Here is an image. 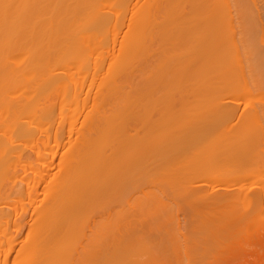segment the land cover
<instances>
[{"label": "bare ground", "instance_id": "obj_1", "mask_svg": "<svg viewBox=\"0 0 264 264\" xmlns=\"http://www.w3.org/2000/svg\"><path fill=\"white\" fill-rule=\"evenodd\" d=\"M258 26L264 0H0V264L253 255Z\"/></svg>", "mask_w": 264, "mask_h": 264}, {"label": "rangeland", "instance_id": "obj_2", "mask_svg": "<svg viewBox=\"0 0 264 264\" xmlns=\"http://www.w3.org/2000/svg\"><path fill=\"white\" fill-rule=\"evenodd\" d=\"M257 28H259V26H258ZM261 30H262V27L260 26V28L258 29V31H257V29H256V30H254L253 33H252V34L254 35V41H255V43H256L257 45H264V43L262 42L263 39H264V37H263V36H264V35H263V34H264V31H262V32H263V33H262ZM255 31H256V32H255ZM257 32H258V33H257ZM260 37L263 38V39L261 38L262 41H261ZM258 39H259V40H258ZM249 96H250V95H249ZM253 96H254V95H253ZM253 96H252V97H249V98L252 100V99L255 98V97H253ZM249 98H245V99H243L244 103H242V104L239 105V106H240V107H239V110H241V109L243 110V108L245 109V106L243 107V104L247 103V102H245V101H249ZM241 107H243V108H241ZM167 225H168V224H167ZM167 227H168V229H169V225H168ZM167 227H166V228H167ZM187 227H188V226H187ZM188 228H189V227H188ZM186 232H187V228H186ZM164 234H165V236H166V237H165V241H167V239H168V242L171 243V239H172L171 237H172V236H169V237H168V234H166V232H165ZM190 234H191V231L188 230V235H190ZM248 237L250 238V236H248ZM190 238H191V237H190ZM246 238H247V237H246ZM251 238L253 239V235H251ZM251 238L249 239L250 242L247 243L246 245H244V246H245L244 249H245V250H250V251L252 250L253 255H248V254L246 253L247 255H246L245 257H244V256L240 257V256L243 255L244 253L238 254L237 256H239V259L236 258L238 261H237V260H233L234 262H233V261H232V262H229V264H239V263H242V262H243L244 264H246V262H244L245 259H248V260H249V259L251 258V256H252V258H253L254 254H255V256H256V254H260L259 252H261V251H262V253H264V249H263L264 246L262 247V245H264V243H263L261 246H258V245H257L258 242H255V240L253 239V240H252V241L254 242V244H253L252 241H251ZM247 239H248V238H247ZM190 240H191V241H190ZM190 240H189V241H190L193 245L196 244L195 241H193L192 239H190ZM246 241L248 242V240H246ZM249 247H250V248H249ZM261 247H262V248H261ZM256 248H257V249H256ZM260 248H261V249H260ZM253 249H254V250H253ZM259 249H260V250H259ZM262 249H263V250H262ZM256 250H257L258 252H257ZM253 251H255V253H254ZM236 253H237V252H235V254H236ZM244 255H245V254H244ZM232 256H233V255H232ZM232 256H231V257H232ZM233 257L235 258L236 255H234ZM240 259H241V260H240ZM254 259H256V257L253 258V260H254ZM254 261H256V260H254ZM261 262H262V263H261ZM259 263H260V264H264V258H263L262 260H260Z\"/></svg>", "mask_w": 264, "mask_h": 264}]
</instances>
